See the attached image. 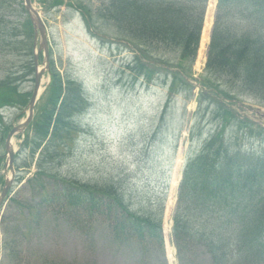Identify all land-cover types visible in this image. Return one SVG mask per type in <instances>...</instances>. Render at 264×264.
Instances as JSON below:
<instances>
[{
    "label": "rangeland",
    "instance_id": "1",
    "mask_svg": "<svg viewBox=\"0 0 264 264\" xmlns=\"http://www.w3.org/2000/svg\"><path fill=\"white\" fill-rule=\"evenodd\" d=\"M54 1L33 0L48 29L50 70L62 83H81L86 107L74 118L78 133L70 147L68 142L53 143L46 138L31 158L29 149L37 142L36 128L30 126L21 139L14 138L16 179L0 208V264H213L203 246L186 244V239L174 241L172 218L185 165L202 150L206 137L221 125L220 109L229 112V116L223 114L227 119L224 135L229 137L230 147L264 154V98L254 96L252 89L225 83L204 68L217 0L206 4L205 19H210L208 40L191 69L196 90L187 84L183 91L179 82L176 90H170L172 77L165 72L170 67L162 66L157 57L144 49L137 48L134 53L112 27L96 19V8L102 7L104 0H62L53 7ZM17 4L12 3L14 12L4 19L14 23L10 27L25 18ZM234 26L238 31L243 26L250 31L253 28L237 21ZM26 29L31 30L30 26ZM7 40L0 39V79L7 73L23 74L25 51L5 53L2 49ZM31 42L33 46V36ZM33 50L36 51L35 46ZM163 53L164 57L179 61L178 52ZM32 78L33 74L21 81V92L30 94ZM47 80L45 75L44 84ZM200 85L212 89L214 101L200 92ZM47 98L46 94L36 103L34 119ZM239 101H246L259 112L242 110ZM0 114L3 131L23 121L26 104L9 106ZM246 119L257 125L248 124ZM56 145L61 155L52 161L54 164L47 165L48 172L91 186L116 184L132 212L150 213L155 220L161 217L164 243L158 239L139 241L115 230L116 222L88 207L73 209L58 201H48V206L42 210L37 206L30 215L29 206L39 204L41 195L36 185V164ZM0 155H4L1 139ZM26 163L28 166H24ZM4 168L5 159L0 160V189ZM43 180L48 182V178ZM233 188L236 195L244 191L243 186L230 189ZM244 206L236 205L235 212ZM13 224L16 229L11 228Z\"/></svg>",
    "mask_w": 264,
    "mask_h": 264
},
{
    "label": "trees",
    "instance_id": "2",
    "mask_svg": "<svg viewBox=\"0 0 264 264\" xmlns=\"http://www.w3.org/2000/svg\"><path fill=\"white\" fill-rule=\"evenodd\" d=\"M206 1L104 0L95 14L112 26L117 36L149 55L160 57L163 51L179 48L178 65L185 72L196 56ZM12 2L0 0V39H9L4 41L2 51L29 53H25L21 76L7 73L0 80V111L6 106L26 104L29 94L21 92L19 85L33 71L29 41L32 32L26 29L29 21L10 27L14 23L4 20ZM61 2L55 0L53 6ZM235 21L253 28L250 31L243 26L238 31ZM205 69L225 83L252 89L254 96L264 98V0H218ZM50 73L47 102L33 123L35 137L42 141L50 135L53 140L68 142L76 129L72 118L82 111L83 99L73 82L67 80L63 87L57 74ZM219 112L228 113L221 109ZM1 118L0 115V124ZM7 130L8 127L3 129V136ZM228 141L229 137L217 131L200 153L187 162L173 214L174 241L186 239V244L203 246L213 264H264V154L244 152L239 147L232 149ZM37 147L35 144L31 156ZM53 149L37 165L36 185L41 195L39 204L29 206L30 215L37 206L41 210L48 206V201H58L73 209L88 207L116 222L115 230L139 241L161 242V217L155 220L150 213L132 212L116 184L91 186L48 172L47 165L54 164L52 161L61 155L59 145ZM234 185L243 186L242 194L236 195L237 190L230 189ZM241 204H245L244 208L235 212L234 207ZM11 228L17 227L13 224Z\"/></svg>",
    "mask_w": 264,
    "mask_h": 264
},
{
    "label": "water",
    "instance_id": "3",
    "mask_svg": "<svg viewBox=\"0 0 264 264\" xmlns=\"http://www.w3.org/2000/svg\"><path fill=\"white\" fill-rule=\"evenodd\" d=\"M24 2H25L24 6H25V9H26L29 17H30V21H31L33 29H34L35 36L39 32L40 42H39V46H38V51L44 50L45 60L47 62V60H48V46H47L45 28H44V26L40 20V17L38 15L37 10L33 7L31 0H24ZM34 60H35L34 65L37 67V56L34 57ZM46 68H48V67H46ZM44 72H45V69H41L39 71L37 70L35 72L34 87H33L32 94H31L29 104H28V116H27L26 120L23 123L14 126L6 137V141H5V154L7 156L6 167L9 168V170L11 172V177L9 179L8 178L5 179L4 185L0 191V205L2 204L3 200L5 199L7 193L10 189V186L12 184V180L14 178V169H13L14 150L12 149L11 139H12V136H14L16 134H21L32 119L34 104H35L36 99L38 98V95L40 92L41 76Z\"/></svg>",
    "mask_w": 264,
    "mask_h": 264
},
{
    "label": "bare ground",
    "instance_id": "4",
    "mask_svg": "<svg viewBox=\"0 0 264 264\" xmlns=\"http://www.w3.org/2000/svg\"><path fill=\"white\" fill-rule=\"evenodd\" d=\"M208 14H206V16H207ZM209 24H210V19H207L206 18V20H205V24H204V28H203V31H202V36H201V41H202V44L201 45H203V43L205 42V41H207V39H208V33H207V29L209 28ZM201 49H199V53H198V58H200L201 57Z\"/></svg>",
    "mask_w": 264,
    "mask_h": 264
}]
</instances>
